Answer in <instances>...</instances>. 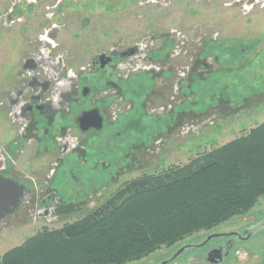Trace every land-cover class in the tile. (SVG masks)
Listing matches in <instances>:
<instances>
[{"label": "flooded vegetation", "instance_id": "1", "mask_svg": "<svg viewBox=\"0 0 264 264\" xmlns=\"http://www.w3.org/2000/svg\"><path fill=\"white\" fill-rule=\"evenodd\" d=\"M212 4L216 14L208 28L210 30L202 31L197 27L194 29V33H198L197 38H185L184 19L182 17L181 20L180 17L178 39L163 40L161 49H153L149 45H145V48L134 45L123 51L113 47L108 52L98 53L87 65L74 71L65 63L64 55L53 54L59 46L55 42L58 27L51 24L50 27L39 30L35 48L22 59L15 85L7 89L0 99L1 108L15 128L14 137L0 148V176L15 180L23 187L19 208L28 201L34 190L42 188V183L38 177L37 183L36 180L32 182L26 176L25 169H17V164L20 167L22 162L40 164V158L43 159L40 168L46 171L47 183L45 181L44 188L54 194L39 197L40 203L48 199V204L37 210L42 215L56 214L67 203L56 194L59 191L58 184L55 183L57 173L68 174L71 181L68 178L66 190L75 192L80 199L91 196L93 192L99 193V188H104L106 169L112 170L110 176L114 180L118 178L117 168L120 167H133L137 170L142 166H147L148 169L155 166L154 171L149 172H144L143 168L138 169L142 172L135 178L157 174L164 170L162 166L170 149H183V143L178 139L183 138L185 133L196 136L197 140L202 137L206 141L210 134L198 130L202 124L205 125L201 127L213 125L216 130V125L223 122V118L229 113L248 105V102L244 103L248 96L241 94L240 98L233 99V88L226 90L229 86L220 77L224 71L232 68L227 65L234 62L238 54L244 56L241 52H232L235 48L247 49L244 52H248L250 48H259L253 52V60L258 64L259 58L263 60L264 37L261 36L264 34V25L260 24L257 28V36L247 40H234L231 37V22L235 8L240 9L246 17L251 16L257 10L258 13L260 10L264 11V0H213ZM6 14H11L8 7ZM42 30L43 34L40 35ZM189 47L193 51L187 55ZM201 47L211 49L214 64H218L216 68L211 63L208 66L204 62L209 67L213 82L219 84L220 88L218 91L209 90L207 95L210 103L205 108H196L195 105L186 108V102L196 103L194 91L186 93L185 84L189 87L191 81L199 79L201 69L197 64L204 58L203 55L201 57ZM142 52L145 53L144 56L139 55ZM219 57L223 60L220 61ZM185 58L189 59V66L184 65ZM246 58L242 57L240 63L247 64ZM246 70L248 71V67ZM263 94L264 89L252 91L249 102L257 101L254 97L262 98ZM241 99L244 100L243 103ZM134 116L137 117L133 119ZM201 116L213 119L206 123V119L202 120ZM140 118L149 120L150 130L143 132L142 124H137ZM120 125L126 128L130 126L132 136L125 144L122 141L128 138H123ZM133 131L140 133L133 134ZM171 135H175L177 141L170 145ZM115 140L121 141L115 144ZM107 143L117 149L112 156L109 151L112 148ZM107 153L110 154L108 160L105 158ZM130 169L133 170H127ZM34 171L38 172V169L35 167ZM84 173L89 176L84 178ZM135 178L123 181L112 195ZM95 197L98 198V195ZM110 197L102 199L95 207L102 205ZM256 225L210 230L198 243L185 244L183 251L205 248V261L222 264L230 255L234 244L249 239L246 235ZM216 234L221 235L215 237ZM209 236L211 239L206 241Z\"/></svg>", "mask_w": 264, "mask_h": 264}, {"label": "rangeland", "instance_id": "2", "mask_svg": "<svg viewBox=\"0 0 264 264\" xmlns=\"http://www.w3.org/2000/svg\"><path fill=\"white\" fill-rule=\"evenodd\" d=\"M212 2L213 0H0V99L7 89L15 85L16 77L22 67V59L35 48L37 33L44 27H50L51 24L58 27L55 42L59 46L53 54L56 56L64 55L65 63L74 71L87 65L91 58L98 53L108 52L113 47L125 51L134 45H140L141 48L149 45L153 49L159 50L163 40L176 41L178 39L182 17L186 30L185 38L192 39L193 36L197 38L198 33L196 31L194 33V29L200 27L203 31L213 23V15L216 12ZM6 7L11 10L10 16L6 14ZM257 11L247 17L240 9L235 8L232 11L234 16L231 22L232 39L247 40L257 36V28L260 24L264 25V11L260 10L259 13ZM42 32L43 30L39 34L42 35ZM261 37H264L263 33ZM258 49L250 48L248 52H244L247 49H233L232 52L237 54L241 52L244 56L238 54L234 58V62L227 65V67L232 68L224 71L220 77L229 86V89L226 90L233 88V99L240 98L241 94L249 97L252 91L264 89V58L263 60L259 58V64L253 60V52ZM200 50L201 57L203 55L204 58L197 64L198 68L201 69L199 79L191 81L189 87L185 84L186 93H189L190 90L194 91L196 103L189 104L186 102V108L194 105L196 108L199 106L201 109L205 108L210 103L209 95H207L209 90L218 91L220 88L219 84L213 82V78L209 74L210 71H208L209 65L212 64L216 68L218 66V64H214L210 55L211 49L201 47ZM192 51V47L187 48V55ZM139 55L144 56L145 53L142 52ZM242 57H247V64L240 63ZM218 59L223 60L221 57ZM204 62L208 66H205ZM184 65H190L189 59L185 58ZM246 67H248V71ZM248 97L244 102H248V105L238 108V112L236 110L229 113L223 118V122L216 125L218 129L215 130V126L209 124L208 127H201L205 125L202 124L198 128L204 134H210L208 140L205 141L201 136H199L201 139L197 140L195 139L196 136H189L190 133H185L183 138H179L178 141L183 143V149H170L164 166H162L163 169L184 164L203 152L246 134L252 127L263 122L264 94L262 98L254 97L257 100L254 102H249L251 99ZM137 116H134L133 119ZM187 116L185 115V117ZM201 119H206V123H208L213 118L201 116ZM122 122L120 123L122 124ZM137 124H142L143 132L150 130L148 128L150 122L147 119L140 118ZM120 129H123V138H128L123 139L122 144H125L132 136L130 126L126 128L120 125ZM136 132L140 133V131ZM136 132L133 131V134ZM14 133L15 128L11 126L6 113L0 106V148L6 145L7 140L14 137ZM120 141L115 140L114 143L117 144ZM176 141L177 137L171 135L169 138L170 145L175 144ZM109 146L112 148L111 145ZM109 151H111L112 156L117 149L112 148ZM109 157V153L105 154L106 160ZM40 160V164L38 162L32 164L22 162L21 167L20 164L16 166L17 169H25L26 176L30 177L32 182L38 177L37 179L41 180L42 188L34 190L30 198L27 199L28 201L22 203L20 208L18 207L19 209L0 220V256L6 250L21 244L27 237L34 235L44 227L59 228L65 222L73 221L84 215L99 205L102 199L110 197L123 181L137 177V174L142 172L139 171L140 169L143 168L144 172H149L154 171L155 167L148 169L147 166H142V168H138L139 170L133 167H128L133 170L120 167L117 168L119 175L116 180L110 176L112 170L106 169L104 188H99V193L93 192L91 196L81 197L82 200L75 192L66 190L68 187L65 186L69 183L68 174L57 173L55 183L58 184L59 191L56 194L61 196L64 203L66 201L67 203L60 207L56 214L42 215L38 213L37 209L40 206H47L48 199L40 203L39 197L51 196L54 192L44 188L47 183L46 171L40 168L44 162L43 159L40 158ZM35 167L38 172L34 171ZM28 168H32V170ZM82 176L85 178L89 175L84 173ZM96 194L98 198L95 197ZM262 221H264V195L244 214L235 215L212 229L201 230L170 247H161L148 256L125 264H210L204 260L205 248L182 251L174 257L175 259H173V255L185 244L198 243L203 240L210 230L237 229L256 225ZM222 264H264V227L256 230L249 239L236 242L230 251V255Z\"/></svg>", "mask_w": 264, "mask_h": 264}, {"label": "trees", "instance_id": "3", "mask_svg": "<svg viewBox=\"0 0 264 264\" xmlns=\"http://www.w3.org/2000/svg\"><path fill=\"white\" fill-rule=\"evenodd\" d=\"M264 195V121L184 164L130 180L59 228H42L0 264H125L249 211Z\"/></svg>", "mask_w": 264, "mask_h": 264}, {"label": "water", "instance_id": "4", "mask_svg": "<svg viewBox=\"0 0 264 264\" xmlns=\"http://www.w3.org/2000/svg\"><path fill=\"white\" fill-rule=\"evenodd\" d=\"M22 194L23 187L20 184H18L15 180L0 176V220L6 215L13 214L18 209ZM261 227H264V221L253 227L246 235V238H249L254 231L260 229ZM220 235L221 234H216L214 236L216 237ZM210 239L211 236H209L206 241ZM185 247L186 246H183L180 250H178L173 255V258L180 254Z\"/></svg>", "mask_w": 264, "mask_h": 264}, {"label": "crops", "instance_id": "5", "mask_svg": "<svg viewBox=\"0 0 264 264\" xmlns=\"http://www.w3.org/2000/svg\"><path fill=\"white\" fill-rule=\"evenodd\" d=\"M4 5H5V3H4ZM6 8H7V7H6ZM6 8H5V9H6Z\"/></svg>", "mask_w": 264, "mask_h": 264}, {"label": "clouds", "instance_id": "6", "mask_svg": "<svg viewBox=\"0 0 264 264\" xmlns=\"http://www.w3.org/2000/svg\"><path fill=\"white\" fill-rule=\"evenodd\" d=\"M59 139V138H58Z\"/></svg>", "mask_w": 264, "mask_h": 264}]
</instances>
